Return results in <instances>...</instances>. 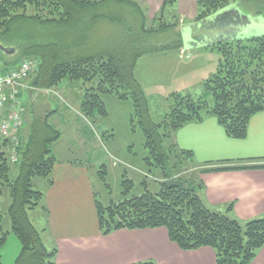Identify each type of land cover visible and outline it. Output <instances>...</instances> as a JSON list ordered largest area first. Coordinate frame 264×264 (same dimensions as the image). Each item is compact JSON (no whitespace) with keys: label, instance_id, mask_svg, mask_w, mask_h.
I'll return each instance as SVG.
<instances>
[{"label":"trees","instance_id":"1","mask_svg":"<svg viewBox=\"0 0 264 264\" xmlns=\"http://www.w3.org/2000/svg\"><path fill=\"white\" fill-rule=\"evenodd\" d=\"M235 1L197 0L193 21L209 17ZM117 2H128L136 7L142 15L141 25L146 23L145 8L132 0H0V43L16 49L15 54L0 50V70L18 66L27 59L34 60L36 66L25 80L29 88L24 91L49 92L64 80L82 81L81 88L85 92L81 111L88 118L108 114L104 96L112 94L118 99L132 100V126L141 129L149 153L144 158L148 166L145 174L146 177L153 176L158 188L151 190L149 182L144 179L142 194L108 204L101 202L96 193L102 233L120 228L165 227L170 239L182 249L211 246L216 253V264H250L264 246V215L242 222L229 214L232 204L226 211L210 208L202 198L205 184L198 175L264 167V157L198 162L194 151L181 148L175 136L185 124L201 122L210 116L217 118L228 136L238 139L247 136L250 119L264 110V35L224 40L207 46L217 49L220 54L215 70L203 82L204 91L211 96L169 92L163 96L165 111L157 121L152 116L150 98L137 78V61L143 54L154 51L175 50L179 54L184 46L181 32L176 36L177 41L170 45L155 44L142 51L132 52L129 43H126L127 48L104 52L78 50L76 44L80 42H74L76 46L65 45L67 41H75L73 35L87 43L90 40L89 25H80L81 17L90 10L112 7ZM177 6L178 0H163L158 13H173L171 11L177 10ZM253 14H259L258 10ZM105 17L97 11L91 15L94 23L96 18ZM28 21L40 27H62L63 38L48 42L45 30L22 42L15 41L16 26ZM177 25L178 21H174L169 27ZM146 29L148 32L155 30L154 27ZM26 52L36 56L30 57ZM32 112L20 135L17 163H11L9 159L8 142H0V194L6 192L10 198L7 211L0 210V264H5L1 260V250L11 233L21 243L20 252L12 264H55L58 252L57 247H48L44 240L46 223L39 226L30 217V211L39 210L40 217L48 220L45 192L34 187V179L43 177L47 187L54 184L52 174L58 159L50 146L60 139L61 131L48 122L53 111L41 116H37L35 110ZM170 179L180 180L183 184L170 185ZM123 184L126 186L124 193H127L134 181L124 179ZM6 213L11 221L9 231L2 226ZM135 264L155 262L146 260Z\"/></svg>","mask_w":264,"mask_h":264},{"label":"rangeland","instance_id":"2","mask_svg":"<svg viewBox=\"0 0 264 264\" xmlns=\"http://www.w3.org/2000/svg\"><path fill=\"white\" fill-rule=\"evenodd\" d=\"M132 1L138 3L140 7H144L142 1H140L142 5L137 0ZM144 8L146 14L144 25H141L140 16L142 15L139 14L136 7L129 5L128 2H117L112 7L97 8V13L104 14L106 17L96 18L95 23L91 15L96 11L90 10L91 12L86 13V16L81 17L79 23L90 26V28L87 26L88 32L90 31V40L83 43L79 36L73 35L71 37L75 41H67L65 45L71 46L80 42L76 44L78 47L75 45L78 50L104 52L118 47L127 48L126 43H129L132 52L142 51L155 44L170 45L174 43L177 41L176 36L181 32L182 25L193 21L185 19L180 14L178 6L177 10L171 11L173 13H164V15L158 13L160 9L158 12L150 14L148 8ZM230 8L246 17L247 21L242 30L228 36L226 40L264 35V0H236L225 9L230 10ZM256 10L259 14L255 16L253 13ZM174 21H178V25L173 28L169 27ZM21 22L14 30L13 39L15 41L22 42V40L32 38L45 30L48 33V42L60 41V38H63L60 29L62 27L59 30L54 29L51 25L40 27L32 21L22 24ZM150 27H154L157 31L148 32L146 28ZM162 29L165 30L162 31ZM42 41L44 42V39ZM26 53L30 57L36 56L32 52ZM186 54L189 57H186ZM219 57L217 49L206 46L188 47L185 53L180 51L179 54L175 50H171L168 52L154 51L140 56L137 61L139 67L136 69V75L143 91L150 98L153 118L157 121L161 119L165 111L163 96L169 92L179 91L194 95L202 94L206 97L211 96L208 91H204L203 82L215 70ZM176 60L180 63L175 64ZM81 82L64 80L63 84L53 87L49 92L40 93L36 98L29 99L27 95L23 96L27 111L30 113L28 120H30L33 110L37 116L53 111L48 116V122L61 131V137L51 144V149L59 161L82 160L86 164L90 170L89 175L93 187L101 202L108 204L111 201H119L125 197L142 194L145 191L144 179L149 182L151 190H156L158 185L152 180L153 176L150 174L146 177L145 174V170L148 171V166L144 158L149 153L145 147L144 134L139 127L132 126L131 117L134 111L132 100L118 99L112 94L104 96L108 114L106 116L96 114L95 117L88 118L81 111L80 93L76 90V86H81ZM69 83L75 87L71 88L72 98L69 97L65 88ZM28 120L26 119V121ZM16 168L17 166L14 171ZM124 179L134 181V186L127 193H124L126 189L123 184ZM44 186L45 179L43 177L34 179L35 188L44 190ZM7 209L8 197L4 192L0 194V210L5 213ZM39 213V210H32L30 217L39 222L42 219L36 218ZM2 226L4 230L11 229V221L7 213L4 214ZM47 246L51 247L48 243ZM20 249L19 239L11 233L1 250L3 263L12 264Z\"/></svg>","mask_w":264,"mask_h":264},{"label":"crops","instance_id":"3","mask_svg":"<svg viewBox=\"0 0 264 264\" xmlns=\"http://www.w3.org/2000/svg\"><path fill=\"white\" fill-rule=\"evenodd\" d=\"M137 1L150 14L158 12L163 3V0ZM196 3L197 0H178L180 14L193 20ZM15 52L16 49L12 54ZM179 63L176 60L175 64ZM76 87L81 106L84 89ZM65 88L72 98L71 88L75 87L69 83ZM40 93L28 89L22 96L33 99ZM29 116L26 111L25 118ZM175 139L181 148L193 150L198 162L264 157V110L252 116L245 138L228 136L217 118L210 116L201 122L185 124L176 132ZM89 172L82 160H58L52 174L54 184L44 186V204L49 215L47 221L41 219L37 223L39 226L46 223L44 240L58 249L55 264H135L146 260L155 264H216V253L211 246L182 249L170 239L165 227L120 228L102 233L97 192ZM198 176L205 184L202 198L210 208L226 211L232 204L229 214L242 222L264 215V167L202 172ZM40 214L36 218H41ZM250 264H264V246Z\"/></svg>","mask_w":264,"mask_h":264},{"label":"built area","instance_id":"4","mask_svg":"<svg viewBox=\"0 0 264 264\" xmlns=\"http://www.w3.org/2000/svg\"><path fill=\"white\" fill-rule=\"evenodd\" d=\"M35 66L34 60L27 59L18 66L0 71V139L8 142L7 152L12 163L18 161L21 146L19 134L25 126L22 90Z\"/></svg>","mask_w":264,"mask_h":264},{"label":"water","instance_id":"5","mask_svg":"<svg viewBox=\"0 0 264 264\" xmlns=\"http://www.w3.org/2000/svg\"><path fill=\"white\" fill-rule=\"evenodd\" d=\"M247 19L233 8L223 9L204 19L183 24L181 35L184 49L188 47L210 46L226 40L228 36L242 30ZM0 50L12 54L15 49L6 47L0 43ZM170 185H182L180 180L170 179Z\"/></svg>","mask_w":264,"mask_h":264}]
</instances>
